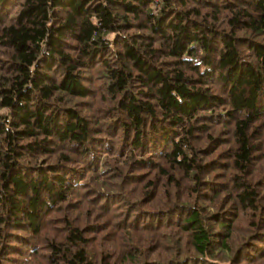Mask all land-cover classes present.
Segmentation results:
<instances>
[{"label": "trees", "instance_id": "trees-1", "mask_svg": "<svg viewBox=\"0 0 264 264\" xmlns=\"http://www.w3.org/2000/svg\"><path fill=\"white\" fill-rule=\"evenodd\" d=\"M263 132L264 0H0V264H264Z\"/></svg>", "mask_w": 264, "mask_h": 264}, {"label": "rangeland", "instance_id": "rangeland-1", "mask_svg": "<svg viewBox=\"0 0 264 264\" xmlns=\"http://www.w3.org/2000/svg\"><path fill=\"white\" fill-rule=\"evenodd\" d=\"M222 132H220V135L219 137H217V141L216 143L219 144V148L217 149V151L215 152V154L218 152V151H223V152H226V149L228 146H231V143L230 142V136H228L227 134H225V130H222ZM264 133V132H263ZM261 137V140H264V134H260L259 135V138ZM263 145H260L258 146V150L257 152H255L253 158L254 160L252 161V164H251V169L254 170V174L255 172H257L259 170V172H261V170L264 168V158L262 159V152H263ZM252 178V177H251ZM253 179V178H252ZM161 189V188H160ZM172 191V190H171ZM264 191L261 192V194L263 193ZM207 211H210V209H208ZM59 212H51L50 214V218L51 217H54V216H57L59 215L58 214ZM249 218V215L248 213L246 214H243L236 222H237V226L235 227V229L233 230V234H232V245L233 246H236L237 244L241 243L242 241V237L246 234H247V220ZM60 224H55L54 226L50 227L49 230H47L48 234H47V237L48 238H53L54 237V231L53 229L55 228H58ZM247 230V231H246ZM60 236V233L58 234V236H56V239ZM93 243V241H92ZM111 245V243H109ZM92 247H95L94 243L92 244ZM108 248V247H107ZM107 248H104L105 250H108ZM150 250V249H149ZM48 253V250L47 249H43V255H46ZM141 253H143L141 251ZM146 254V260L149 261V260H152L154 257L152 255H150L149 253H145ZM113 259V258H112ZM33 264H47V263H44V262H37L35 261ZM57 264V263H56ZM58 264H62V263H58ZM97 264V263H96Z\"/></svg>", "mask_w": 264, "mask_h": 264}]
</instances>
